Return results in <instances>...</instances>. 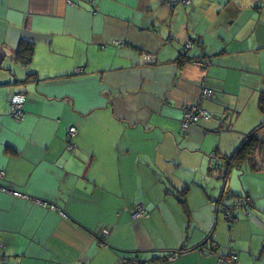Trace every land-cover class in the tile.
<instances>
[{
	"label": "crops",
	"instance_id": "0c3cea01",
	"mask_svg": "<svg viewBox=\"0 0 264 264\" xmlns=\"http://www.w3.org/2000/svg\"><path fill=\"white\" fill-rule=\"evenodd\" d=\"M72 1L0 0V185L26 197L0 192V264H218L229 251L264 264V172L232 161L223 178L212 163L257 128L264 143V0ZM201 88L210 119L183 131Z\"/></svg>",
	"mask_w": 264,
	"mask_h": 264
},
{
	"label": "built area",
	"instance_id": "2783aa9c",
	"mask_svg": "<svg viewBox=\"0 0 264 264\" xmlns=\"http://www.w3.org/2000/svg\"><path fill=\"white\" fill-rule=\"evenodd\" d=\"M67 4L73 6L74 3L72 0H66ZM193 0H180L178 2H175L174 0H169L167 2V5L169 7H176L178 5L180 6H188L192 3ZM119 45V43H117ZM192 44L190 42H187L184 46V51L182 54H185L189 51V49L192 48ZM142 60L144 64H156L157 63V56L151 55V54H143L142 55ZM196 66L199 68L205 70L208 67V63L205 61H197L194 63ZM213 96V92L210 89L207 88H201L199 97L197 101L189 106H186L183 108V113H182V119L180 122L181 129L183 131H187L190 127L195 126L199 121L201 120H208L210 119V114H208L205 110L201 108V103L204 100H208ZM25 103V96L23 94H14L12 95L10 101H9V110H10V116L15 120V121H21L25 115V112L23 111V106ZM76 134V129L74 127L70 128L68 130L67 138H66V150L70 151L73 149V144L71 143V139L74 138ZM260 154L262 156L260 160V166L264 168V152L260 151ZM217 159L216 156L212 157V163L213 166H216L217 164ZM5 178V173L4 171H0V181H3ZM0 192L1 193H7L10 194L13 197H18V198H26L25 196L21 195L20 193L16 191H11L3 186L0 185ZM248 204V199L245 197H240L234 201V204L231 207V209L227 208L225 209L224 213V218L226 221L233 222L234 214L237 210L243 209L244 206ZM41 205L44 208H49V210H52L54 212H57V209L55 206L47 204L46 202L41 203ZM143 215V209L141 207H137V210L134 214L135 217L140 218ZM1 247V244H0ZM203 253L206 255H212V249H203ZM217 256V263L218 264H235L237 261V253L234 251H229L225 255L222 256ZM136 261L133 259H123L121 260V264H135Z\"/></svg>",
	"mask_w": 264,
	"mask_h": 264
},
{
	"label": "trees",
	"instance_id": "16d2710c",
	"mask_svg": "<svg viewBox=\"0 0 264 264\" xmlns=\"http://www.w3.org/2000/svg\"><path fill=\"white\" fill-rule=\"evenodd\" d=\"M33 46H34L33 42L26 40V39L21 40V42L18 46L16 55H15L16 60L21 65H29L30 59H31V56L33 53ZM186 54L188 55V52L185 54H181V55H186ZM187 55L184 56L183 59L182 58L181 59L185 60ZM11 97L12 96H10V99H11ZM25 102H26V98H25ZM24 105H25V103H24ZM259 107H260V110L264 111V95L261 96V98H260ZM23 111H24V106H23ZM256 130L253 131L252 133H250L248 136H246L241 148L237 149L236 153H234L231 157H229V158L222 157L221 158V168H218V171L222 174L223 177H226L224 175L225 170H227V168L230 166L233 167V165L231 164L232 161L239 162V163L244 162V161H250L252 163L253 156H254L255 152L257 151V149L260 150L261 152H264V143L263 142L260 143L259 141H257V138H256L257 131ZM259 147H261V148H259ZM233 204H234V202L230 203L228 205L232 206ZM229 206H225L226 209L227 208L231 209V207H229Z\"/></svg>",
	"mask_w": 264,
	"mask_h": 264
},
{
	"label": "water",
	"instance_id": "95a60500",
	"mask_svg": "<svg viewBox=\"0 0 264 264\" xmlns=\"http://www.w3.org/2000/svg\"><path fill=\"white\" fill-rule=\"evenodd\" d=\"M0 86H5V84H1V83H0ZM228 119H229V116H228L227 118H225V117H224V118H220V117H219V118H218V121H219V122H222V123H224L225 121H226L227 123H230L231 121L228 122V121H229ZM221 158H222V157H220L218 160L221 161ZM219 161H218V162H219ZM218 162H217L216 166H214L216 169L221 168V162H220V163H218ZM229 166H230V165H229ZM233 168H234V167H232V166L228 167L227 170H225V174H224V175H225L226 177H229V175H230V173H231V170H232ZM222 170H223V169H222ZM223 171H224V170H223ZM222 177H223V176H222ZM226 177H223V178H226ZM226 182H227V181H226ZM223 191H224V189H223ZM231 203H233V201H232ZM225 206H229V205H228V204H227V205H224V210L222 211V215H223V217H224V213H225L224 211H225V209H226ZM229 207H230V206H229ZM237 211H241V209H239V210H237ZM235 221H236V217H235V214H234L233 222H235Z\"/></svg>",
	"mask_w": 264,
	"mask_h": 264
},
{
	"label": "bare ground",
	"instance_id": "6f19581e",
	"mask_svg": "<svg viewBox=\"0 0 264 264\" xmlns=\"http://www.w3.org/2000/svg\"><path fill=\"white\" fill-rule=\"evenodd\" d=\"M262 156L260 154V150L257 149V151L255 152L254 156H253V159H252V163H253V166L255 168L256 171H260V172H264V168H262L260 166V160H261ZM243 197H245L246 199H248V204H251L252 203V200L249 196L247 195H244Z\"/></svg>",
	"mask_w": 264,
	"mask_h": 264
},
{
	"label": "rangeland",
	"instance_id": "374dc122",
	"mask_svg": "<svg viewBox=\"0 0 264 264\" xmlns=\"http://www.w3.org/2000/svg\"><path fill=\"white\" fill-rule=\"evenodd\" d=\"M231 199H228V201H226L224 204H230L232 201H230Z\"/></svg>",
	"mask_w": 264,
	"mask_h": 264
}]
</instances>
